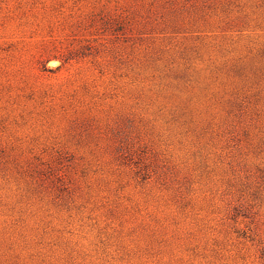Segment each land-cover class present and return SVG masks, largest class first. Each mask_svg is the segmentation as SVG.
<instances>
[{
    "label": "rangeland",
    "instance_id": "1",
    "mask_svg": "<svg viewBox=\"0 0 264 264\" xmlns=\"http://www.w3.org/2000/svg\"><path fill=\"white\" fill-rule=\"evenodd\" d=\"M0 264H264V0H0Z\"/></svg>",
    "mask_w": 264,
    "mask_h": 264
}]
</instances>
